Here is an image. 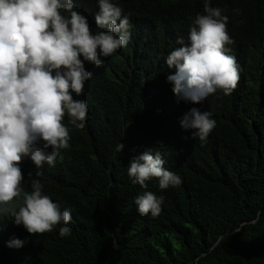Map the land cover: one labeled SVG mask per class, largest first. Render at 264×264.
I'll return each instance as SVG.
<instances>
[{
  "label": "trees",
  "instance_id": "16d2710c",
  "mask_svg": "<svg viewBox=\"0 0 264 264\" xmlns=\"http://www.w3.org/2000/svg\"><path fill=\"white\" fill-rule=\"evenodd\" d=\"M73 2L92 34L105 31L95 22L98 0ZM111 2L129 18L130 39L101 66L85 62L92 76L81 96L73 94L87 103L85 127L74 128L65 115L70 146L62 159L42 169L29 158L20 164L24 191L39 180L43 195L70 210L71 222L30 235L0 215V264H264V0ZM205 2L228 17L239 81L229 96L217 91L191 104L174 95L167 77L176 68L166 59L178 39L190 44ZM193 107L216 122L203 142L181 127ZM146 151L159 153L182 183L134 185L128 166ZM145 191L163 196L158 216L139 215L134 201ZM62 226L70 234L61 237ZM12 239L24 246L9 248Z\"/></svg>",
  "mask_w": 264,
  "mask_h": 264
},
{
  "label": "clouds",
  "instance_id": "9594fccd",
  "mask_svg": "<svg viewBox=\"0 0 264 264\" xmlns=\"http://www.w3.org/2000/svg\"><path fill=\"white\" fill-rule=\"evenodd\" d=\"M98 6L95 22L105 31L92 34L73 0H0V215H10L30 235L68 225L72 215L42 194L39 180L31 181V192L24 191L20 164L29 158L42 169L45 163L54 166L58 157L62 159L61 150L70 146L65 115L76 129H83L87 120L86 101L73 96L82 95L92 76L85 62L101 66L102 58L126 47L130 39V21L122 8L111 0H98ZM204 13L192 23L190 44L178 39L180 47L166 59L169 68H176L167 77L174 95L191 104H202L217 91L229 96L239 81V65L227 47L233 43L226 28L228 17L207 2ZM211 117L210 112L193 107L183 115L181 127L192 131L191 139L203 142L215 128ZM41 142L43 149L51 148L50 154H44L38 146ZM123 147L119 143L116 151ZM41 175L37 171L36 176ZM128 176L141 188L153 178L161 190L182 183L164 167L159 153L149 151L131 161ZM134 203L140 216L155 217L163 196L145 191ZM70 232L67 226L59 229L61 237ZM24 243L12 239L8 247L18 249Z\"/></svg>",
  "mask_w": 264,
  "mask_h": 264
}]
</instances>
